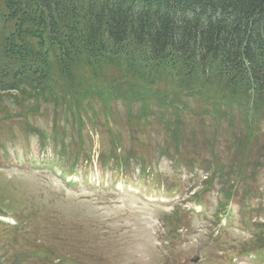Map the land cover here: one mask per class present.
<instances>
[{
  "label": "trees",
  "instance_id": "trees-1",
  "mask_svg": "<svg viewBox=\"0 0 264 264\" xmlns=\"http://www.w3.org/2000/svg\"><path fill=\"white\" fill-rule=\"evenodd\" d=\"M116 103L130 121L156 118L176 138L193 119L207 130L223 123L249 152L264 122V0H0V122L52 105L78 128H107ZM53 123L56 144L64 139ZM117 150L98 149L97 159L121 172L129 160L148 167ZM216 162L198 163L212 165L206 186L227 171ZM230 171L224 196L247 200L237 189L248 186L244 167Z\"/></svg>",
  "mask_w": 264,
  "mask_h": 264
},
{
  "label": "rangeland",
  "instance_id": "rangeland-1",
  "mask_svg": "<svg viewBox=\"0 0 264 264\" xmlns=\"http://www.w3.org/2000/svg\"><path fill=\"white\" fill-rule=\"evenodd\" d=\"M113 106L107 128L114 137L92 122L78 128L64 121L66 112L52 105L27 121L0 122V215L16 223H0V264H261L241 253L257 248L244 218L252 226L264 224V122L248 152L231 141L234 134L223 123L207 130L193 119L176 138L156 118L145 127L143 121L128 119L125 105ZM55 116L57 135L64 139L56 144L51 137ZM214 137L217 145L211 149ZM117 148L122 159L137 154L151 169L142 172L129 160L131 180H117L124 177L96 164L85 175L84 152L98 164V149L108 154ZM205 159L230 174L235 165L244 167L248 186L241 180L237 189L250 200V211L241 206V197L229 205L220 194L235 175L220 171L206 187L212 167L197 164ZM245 159L249 166L241 164ZM196 195L202 197V209L195 207ZM220 204L230 210L226 225L217 223Z\"/></svg>",
  "mask_w": 264,
  "mask_h": 264
}]
</instances>
